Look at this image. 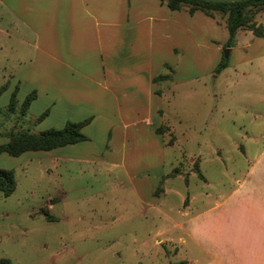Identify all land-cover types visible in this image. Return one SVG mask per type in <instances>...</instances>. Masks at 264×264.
I'll use <instances>...</instances> for the list:
<instances>
[{
  "label": "rangeland",
  "instance_id": "obj_1",
  "mask_svg": "<svg viewBox=\"0 0 264 264\" xmlns=\"http://www.w3.org/2000/svg\"><path fill=\"white\" fill-rule=\"evenodd\" d=\"M115 1L113 45L86 31L79 66L92 71L75 72L61 90L45 87L27 67L44 50L41 44L37 52L34 34H51L48 50L69 42L62 0H0V87L13 82L10 75L21 80L14 114V87L0 98V146L12 132L40 134L92 118L83 129L88 141L0 155V169L16 179L11 196L0 192V259L11 264H204L207 257L175 225L191 194L222 195L247 168L233 147L240 128L227 120L228 107H245L232 102L234 93L251 99L264 82V38L240 29L228 48L225 15L173 12L158 0H134L131 9L128 0ZM258 18L264 27V11ZM98 45L113 52L111 67L122 76L107 103L99 98ZM132 54L141 68L130 72L125 57ZM223 59L229 65L217 73ZM163 62L156 96L150 76ZM207 205L202 196L191 211Z\"/></svg>",
  "mask_w": 264,
  "mask_h": 264
},
{
  "label": "crops",
  "instance_id": "obj_2",
  "mask_svg": "<svg viewBox=\"0 0 264 264\" xmlns=\"http://www.w3.org/2000/svg\"><path fill=\"white\" fill-rule=\"evenodd\" d=\"M131 1L134 0H128L129 9L132 8ZM62 2L66 6V16L69 20V42L66 41L62 46L63 50L59 52L56 49L48 50L51 48L49 41L53 39L51 34L48 32L43 36L40 33L34 34L37 52L41 49V44L44 50L43 54L37 53L34 59H30L27 68L35 77L43 79L45 87H59L64 90V87L72 83L69 80L75 72L85 75L92 71V67L86 65L87 63L79 66L81 57L79 45L87 37L86 31L94 30L97 41L99 43L105 41L110 48L116 37L117 16L115 0H62ZM199 13L202 12L198 11L196 15ZM125 20L130 21L129 15ZM257 22L260 24L259 18ZM98 49L100 50L97 54L100 59L98 72L102 79L97 80V85L103 88L99 98L107 103L109 95L111 97L117 94L114 88L117 78L122 76L116 67H111L113 52L99 45ZM125 59L128 61L127 68L130 72L141 68V63L133 59V54ZM166 64L168 63L163 62L161 69L150 76L156 96L160 95L156 91L157 83L153 80ZM9 77L13 82L7 80L9 82L7 88L12 85L13 93L16 87H19L20 92L21 80L17 75ZM255 89L256 97L248 100L246 94L234 93L232 102L245 101V107L236 111L228 107L231 116H228L227 120L240 128L238 135L241 142L238 144L233 141V147L243 155L247 161V168L222 195L215 196L210 192L191 194L189 204L182 213L183 219L175 225L185 234L186 239L207 257L208 260L204 264H264V82L255 86ZM250 109L255 110L250 119L247 120L244 115L243 123L237 124L234 121V116L240 117L245 114L244 112L249 114ZM202 196L208 205L192 212L194 203ZM181 242L185 243V239L182 238Z\"/></svg>",
  "mask_w": 264,
  "mask_h": 264
},
{
  "label": "trees",
  "instance_id": "obj_3",
  "mask_svg": "<svg viewBox=\"0 0 264 264\" xmlns=\"http://www.w3.org/2000/svg\"><path fill=\"white\" fill-rule=\"evenodd\" d=\"M173 12L187 10L190 15H195L201 11L210 18L222 14L226 16V26L228 29V41L226 47L231 48L236 42V36L240 29L251 31L256 37L264 38V27L257 22L258 13L264 11V0H246L235 3H211L203 0H158ZM229 63L223 59L218 65L217 73H221L228 67ZM169 79V77H166ZM158 77L153 82L157 83ZM7 90V87H0V98ZM19 87L13 91L10 99L8 111L15 113L19 107L18 101ZM37 97L33 92L23 103L21 111L26 115L32 101ZM1 113V110H0ZM49 112L45 113V117ZM42 116L39 120L45 118ZM92 122V118L82 122H69L61 130H48L40 134H31L29 132H12L9 136V142L0 146V155L8 154L12 157H19L28 152H49L55 149L75 145L80 142L87 141V136L83 133V129ZM157 133L161 134V129H157ZM16 190V179L14 172L0 169V192L5 197L11 196ZM158 193V192H156ZM47 215V214H45ZM0 264H11L8 259H0Z\"/></svg>",
  "mask_w": 264,
  "mask_h": 264
},
{
  "label": "water",
  "instance_id": "obj_4",
  "mask_svg": "<svg viewBox=\"0 0 264 264\" xmlns=\"http://www.w3.org/2000/svg\"><path fill=\"white\" fill-rule=\"evenodd\" d=\"M206 2H211V3H235V2H241V1H246V0H203ZM229 57V49L226 50V58Z\"/></svg>",
  "mask_w": 264,
  "mask_h": 264
}]
</instances>
